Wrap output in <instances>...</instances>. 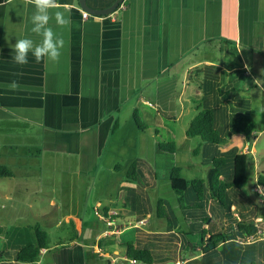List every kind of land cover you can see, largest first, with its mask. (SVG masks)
Segmentation results:
<instances>
[{"label": "crops", "instance_id": "crops-1", "mask_svg": "<svg viewBox=\"0 0 264 264\" xmlns=\"http://www.w3.org/2000/svg\"><path fill=\"white\" fill-rule=\"evenodd\" d=\"M113 2L87 0L91 7ZM57 4L72 19L60 60L30 56L28 64L16 65L5 37L27 33L34 5L0 0V165L12 172L0 177V264H264V189L256 184L264 172V0H123L110 14L87 17L78 0ZM129 104L133 112L140 105L153 123L188 113L186 129L201 108H211L225 138L198 137L195 178L206 177L216 156L225 159L220 178L226 181L230 157L245 153L248 182L228 190L227 205L206 192L201 200L188 194L183 207L169 172L159 177L144 158H134L124 166L134 174L139 168L141 181L132 178L140 188L115 187L107 199L83 188L71 192L70 185L109 182L124 168L112 155L105 165L101 160L104 152L128 151L127 141L117 140L129 126ZM240 116L254 122L250 134L231 132ZM56 185H64L62 195ZM39 198L47 204L37 209ZM6 201H13L11 209L5 210ZM48 210H63L77 223L53 245L43 229L38 259L16 262V249L35 241L30 230L38 213ZM239 223L253 225L254 239ZM214 235L223 238L203 250L202 236ZM129 244L151 262L131 257Z\"/></svg>", "mask_w": 264, "mask_h": 264}, {"label": "rangeland", "instance_id": "rangeland-1", "mask_svg": "<svg viewBox=\"0 0 264 264\" xmlns=\"http://www.w3.org/2000/svg\"><path fill=\"white\" fill-rule=\"evenodd\" d=\"M147 109H151L147 105H143ZM131 104H129V126L124 127L126 131L125 137L123 134H120L117 142L121 145L122 139L127 141V144L124 148H126L127 152H122L119 150L117 152L108 153L104 152L102 157V164H104L110 155H112V160L119 162L120 165H130L134 158H144L157 172L159 177L164 176V174L168 173L171 166H180L181 167V175L188 179L195 178L197 175L194 173L196 168V163L200 160V155H196L193 153V150L199 149L201 152V148L198 147V143L200 140L198 137H190L186 136L185 130L188 124L189 116L186 113L183 118L179 121H174L173 119H168L162 117L161 123H153L154 121H149L146 117L141 113V106L137 105L136 109V117L138 118V122L143 126H146V130L140 129L135 123V118L133 116V110L131 111ZM157 115V114H156ZM156 118V117H155ZM262 143L264 142V137L261 139ZM169 143L173 142L175 144V151L173 153H167L164 151H157V143ZM124 143V142H123ZM119 145V146H120ZM123 148V149H124ZM124 151V150H123ZM156 158V160H155ZM31 158V160H33ZM155 161V162H154ZM105 165V164H104ZM204 167H207L206 164ZM139 168L136 171V174L133 171L127 173L128 169L124 166V168L118 171L115 176L112 177L111 181L107 182L104 180L102 183H94L93 185H75V189L70 185V191H74L77 193V189L83 190L86 192V195H96V196H105L107 198H111L109 194H113L115 187L120 189L121 187H126L131 184L136 185L137 187H141L140 175L138 172ZM73 173V172H72ZM72 173L69 175L73 176ZM135 175L140 180H135L132 176ZM64 185H56V194L62 195V189ZM119 191V190H118ZM124 193V192H119ZM157 195H159L158 190H150L149 197L152 200H155ZM262 201L264 202V196L261 194ZM1 201V200H0ZM120 202V199L118 200ZM47 202L42 199H37V209L41 205H45ZM13 205V201L5 202V210L11 209L10 207ZM20 209H28L27 206L20 207ZM33 210V208H31ZM41 211V210H40ZM264 214V207L262 210ZM3 213V212H2ZM65 212L63 210H48L46 212H39L38 217L35 222L38 223V226L41 229H45L48 234L47 244L53 245L57 238L62 234V231L71 226V223H77V217H72L71 221H67L65 219ZM6 213V218H13L12 216H8ZM97 218V216H93ZM264 218V216H263ZM3 220L2 214L0 213V222ZM10 220V219H9ZM70 230V229H68ZM32 237L34 238L35 234L32 230H30Z\"/></svg>", "mask_w": 264, "mask_h": 264}, {"label": "trees", "instance_id": "trees-1", "mask_svg": "<svg viewBox=\"0 0 264 264\" xmlns=\"http://www.w3.org/2000/svg\"><path fill=\"white\" fill-rule=\"evenodd\" d=\"M109 5H106V7ZM93 8L103 7L97 6ZM133 116L135 118V123L137 124V126L142 130H146L147 127L138 122L136 111L133 112ZM214 124V111L209 107H203L191 119L185 133L190 137H199L204 142L219 143L225 138V135H221V133L214 127ZM231 124V132L235 131L250 134L256 128L254 122L250 118L244 116L233 119ZM157 150L167 153H173L175 151V144L173 142H158ZM209 160L211 162V167L209 168L206 177L203 179H187L181 175V168L179 166H172L170 168L168 177L171 183V188L177 195L178 200L181 202L183 207L188 206V204L186 203L188 194L190 195V193H193L195 198L201 200L206 192L210 197L217 200L220 204L227 205L228 190L231 188H240L248 182L249 160L245 153H234L232 157H230L232 169L231 175L226 181L220 178L224 172L223 167L225 165V159L212 156ZM11 173L12 172L8 167L0 165V177L9 176L11 175ZM256 184L264 189L263 171L258 173ZM239 226H245V228L250 227V229L247 230L248 234H253L256 231L253 225L250 224L247 225L244 223H239ZM33 230L35 234V241L26 244L24 247L16 249V262L29 263L35 261L36 259H38L40 250L45 247L46 232L38 225H35L33 227ZM222 238L223 237L221 235H214L211 236V238H208V241H204L202 236L201 244H203V250L213 249L214 246L222 240ZM128 250L130 256L134 259H138L144 262H151V259H148L145 256L148 255L146 252L139 251L133 245L129 244ZM2 255L3 252L0 250V259Z\"/></svg>", "mask_w": 264, "mask_h": 264}, {"label": "clouds", "instance_id": "clouds-1", "mask_svg": "<svg viewBox=\"0 0 264 264\" xmlns=\"http://www.w3.org/2000/svg\"><path fill=\"white\" fill-rule=\"evenodd\" d=\"M32 2L34 12L30 16L27 33H17L15 30L9 33L6 30L5 39L11 48L10 59L16 65L28 64L30 56L37 61L47 59L53 63L58 62L66 46L64 32L70 29L71 16L66 10L58 7L57 0H32ZM13 38L14 44L11 43ZM12 87L15 88L16 85L13 84Z\"/></svg>", "mask_w": 264, "mask_h": 264}, {"label": "water", "instance_id": "water-1", "mask_svg": "<svg viewBox=\"0 0 264 264\" xmlns=\"http://www.w3.org/2000/svg\"><path fill=\"white\" fill-rule=\"evenodd\" d=\"M123 2V0H114L112 4L103 8H93L89 6L87 0H78L79 6L82 10L90 15H107L116 10V8Z\"/></svg>", "mask_w": 264, "mask_h": 264}, {"label": "built area", "instance_id": "built-area-1", "mask_svg": "<svg viewBox=\"0 0 264 264\" xmlns=\"http://www.w3.org/2000/svg\"><path fill=\"white\" fill-rule=\"evenodd\" d=\"M82 16L83 17H87L88 13L85 12L84 10H82ZM246 149L248 150V147H246ZM108 224H110L111 222H107ZM250 240L254 239V234L249 235L248 237ZM175 264H181V261H176Z\"/></svg>", "mask_w": 264, "mask_h": 264}]
</instances>
